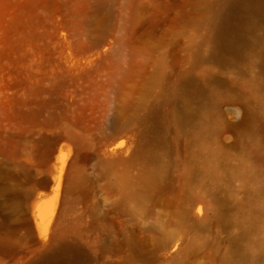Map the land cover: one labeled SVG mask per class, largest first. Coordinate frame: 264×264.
Returning a JSON list of instances; mask_svg holds the SVG:
<instances>
[{"label":"rangeland","instance_id":"374dc122","mask_svg":"<svg viewBox=\"0 0 264 264\" xmlns=\"http://www.w3.org/2000/svg\"><path fill=\"white\" fill-rule=\"evenodd\" d=\"M0 264H264V0H0Z\"/></svg>","mask_w":264,"mask_h":264},{"label":"bare ground","instance_id":"6f19581e","mask_svg":"<svg viewBox=\"0 0 264 264\" xmlns=\"http://www.w3.org/2000/svg\"><path fill=\"white\" fill-rule=\"evenodd\" d=\"M229 46H230V43H229V41H228V39H227V33H226V31H225L224 28H221V29H220V32H219V35H218V37L216 38V46H215V48L213 49V52H214V53H218L220 48H223V47H225V48L228 47V48H229ZM232 49H234L236 52H239V48H238L237 46H233ZM183 113H184V116H185V114H186L185 109H183ZM248 121H249V115H248L247 112L244 111V112L242 113L240 119H237V120L234 122L233 126H241V125L246 124ZM123 144H124L123 141L117 143V144L111 149V152H112V153H118L117 148H120L121 146H123ZM117 155H118V154H117ZM122 159H123V158H122L121 156H119L117 159L114 158V161H120V160H122ZM196 210H197V215H201V214H203V212H204V210H205V205H204L203 203H200V202H199V203L197 204V209H196Z\"/></svg>","mask_w":264,"mask_h":264}]
</instances>
